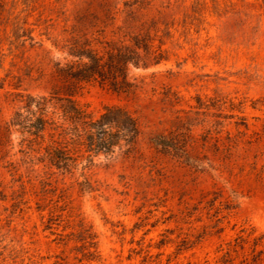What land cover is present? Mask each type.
<instances>
[{
	"label": "rangeland",
	"instance_id": "374dc122",
	"mask_svg": "<svg viewBox=\"0 0 264 264\" xmlns=\"http://www.w3.org/2000/svg\"><path fill=\"white\" fill-rule=\"evenodd\" d=\"M131 37L163 59L133 94L60 75L75 40ZM43 96L120 107L139 139L52 159L65 140L28 133ZM263 234L264 0H0V264H264Z\"/></svg>",
	"mask_w": 264,
	"mask_h": 264
},
{
	"label": "trees",
	"instance_id": "16d2710c",
	"mask_svg": "<svg viewBox=\"0 0 264 264\" xmlns=\"http://www.w3.org/2000/svg\"><path fill=\"white\" fill-rule=\"evenodd\" d=\"M89 47L87 42L75 40L72 47L65 48L71 61L59 73L74 85L97 83L110 87L116 93L130 95L137 86L129 79V68L147 69L163 61L159 57L153 62L148 61L150 47L138 37H131L129 45L116 47L107 52V56L99 55ZM141 52H144V57ZM29 99L25 108L32 112L34 107L38 114L36 123L28 130L29 135L37 141L43 139L47 132H52L49 135L52 139L57 133L65 140L63 147L51 149L52 159L57 161L76 163L85 154L88 159L99 154L112 155L116 150L131 149L139 139L137 120L120 107L105 108L96 116L71 98L43 96ZM51 109L54 110L52 116L49 114ZM153 143L155 146L170 147L160 140ZM263 237L264 234L256 238V242Z\"/></svg>",
	"mask_w": 264,
	"mask_h": 264
}]
</instances>
